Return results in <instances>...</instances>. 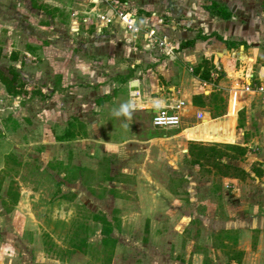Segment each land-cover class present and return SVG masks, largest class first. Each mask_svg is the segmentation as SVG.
Segmentation results:
<instances>
[{
  "label": "crops",
  "instance_id": "obj_1",
  "mask_svg": "<svg viewBox=\"0 0 264 264\" xmlns=\"http://www.w3.org/2000/svg\"><path fill=\"white\" fill-rule=\"evenodd\" d=\"M20 1L28 3L30 12L21 22L17 21L20 18L14 22L4 17L9 24L2 29L6 33L0 44L3 47L0 69L6 74L14 69L25 88L30 90L28 96H21L29 99L26 105L35 113L33 118H26L29 127L46 130L49 135L63 130L46 149L54 152V148H60L59 167L62 169L61 180L65 183L62 184L63 193L64 186L71 182L76 187L85 184L93 192L95 187L97 189L91 182L83 180V174L68 173L65 164L71 159L75 157V161L80 162L86 158L95 162L96 165L91 163L90 166L77 164L95 171L107 160L109 175L103 177L105 182L114 185H104V192L99 186L101 191L96 194H103L102 199L109 195L116 202L122 201L127 208L131 200L124 199L123 194H137L138 199L135 201V197L131 203V213L137 215L136 218L145 210L152 211L147 214V220L159 216L157 201L152 197L155 188L172 194L176 190H169L155 172L140 165L129 179H122L119 175L124 171L117 163L163 159V141L174 140L179 145L197 142L190 140L191 127L203 124L201 120L205 114L211 119L224 117L226 114L217 113H220L222 101L228 104L237 83L255 86L264 81V3L261 0H204L194 11H187L183 5L176 7L179 5L174 3L169 12L173 16L171 20L164 15L167 7L162 3L129 0L142 16H149L155 10L166 17V24L159 29L175 41L178 48L174 57L166 55L157 46L146 47L142 38L133 43L131 34L118 23L107 26L96 19L85 22L95 6L92 0H74L65 5L60 0ZM212 2H218L226 12H231V16L224 18L210 13L206 5ZM14 3L19 4L17 0ZM65 8L69 9L67 17L65 10L62 11ZM103 9L106 5L99 6V10ZM10 10L19 17L20 11L23 12L22 7L14 6L7 12L9 17L12 16L8 14ZM90 16L94 18L93 14ZM68 33L73 37L57 40ZM82 36L88 41L79 47L75 39ZM204 60L208 62V78L202 77ZM135 92L138 95H134ZM211 93L214 97H210ZM201 94L208 97L201 99L203 105H196L193 97ZM239 96L242 106L237 112L235 129L239 145L249 149V154L245 155L248 159L241 165L248 172L249 161L264 162L258 155L250 153L256 146L259 151L264 146V104L258 93L240 92ZM179 100L185 101L181 125L162 129V136L157 132L149 135L148 128L151 127L153 132L156 127L152 122L153 114ZM129 101L136 105L131 118L112 114L113 109ZM198 113L203 117L199 118ZM239 113L244 120L242 132H238ZM16 126L14 128L18 129ZM1 127L7 129L3 123ZM89 154L93 157H87ZM261 154L264 155V148ZM196 155L202 162L211 161L215 151L200 147ZM253 174L256 180H244L248 174L239 176L226 171L221 172V177L236 181L232 192H241L245 188L251 194L264 193V174L261 177ZM24 188L33 192L29 187ZM148 195L152 198L150 202ZM221 223V228H226L225 237L233 239L232 242L225 241L231 244L225 245L231 248L227 250L231 260L228 263L264 264V205L254 207L248 218L242 213L235 220ZM219 251L222 253V248Z\"/></svg>",
  "mask_w": 264,
  "mask_h": 264
},
{
  "label": "rangeland",
  "instance_id": "obj_2",
  "mask_svg": "<svg viewBox=\"0 0 264 264\" xmlns=\"http://www.w3.org/2000/svg\"><path fill=\"white\" fill-rule=\"evenodd\" d=\"M14 1L0 0V31L9 24L4 17L14 22L17 18H20L18 22L24 20V17L28 18V3L17 0V4ZM60 1L65 5L72 4L74 0ZM152 1L167 7L164 15L171 20L173 16L169 12L174 3L179 5L176 7L183 5L187 11H194L204 0ZM8 5L12 9L14 6L22 7L23 12L19 13L21 17L15 16L11 10L8 14L12 16L9 17L7 12L10 8H4ZM62 11L67 17L69 9ZM56 16L57 14L52 20ZM5 33L3 30L0 35V44L4 42L2 39ZM69 36L73 37L68 33L60 35L57 40L61 37L66 40ZM75 41L81 47L88 40L82 36ZM2 52L1 46L0 56ZM23 98L10 96L0 81V264H230V253L227 250L231 248L225 245L231 244L225 243L228 238L225 237L226 228L220 226L221 221L235 220L242 213L244 218H248L254 207L262 208L264 205V193L251 194L245 188L241 192H232L236 181L221 177L222 171L239 176L243 174L238 169L220 165L222 162L246 171L241 165L248 157H241L238 151L224 145H239L235 126L237 111L242 106L240 96L238 104L233 103V100L230 102L231 98L228 99V104L222 101L220 113L217 114H226L224 117L211 119L205 114L201 120L203 124L191 127L193 134L190 140H198L197 142L189 141L179 145L174 140L163 141V159L158 158L156 162L117 163L124 171L119 175L122 179H129L140 165L141 168L155 172L169 190H176L172 194L163 192L164 189H154L152 197L157 201L155 204L160 214L149 220L146 217L147 214H152L150 210L143 211L142 216L137 218V215L131 213V203L135 197V201L138 199L137 194H123L124 199L131 200L127 203L130 204L128 208L122 205V201L116 202L109 195L102 199L103 194H96L101 190L104 192L106 185H114L105 182L103 177L109 175L110 163L107 160L101 162L100 168L95 171L88 169V166H77L81 163L90 166L95 162L86 158H82L84 160L80 162H76L75 157L71 159L65 164L68 173L83 174V180L91 182L97 189L95 187L93 192L85 184L76 187V184L69 181L71 183L64 186L63 193L62 184L65 183L60 174V148H54V152L51 149L46 151L49 143L56 141L60 135L57 133H62L63 130L49 135L46 130L30 128L26 118H33L35 113L26 105L29 99ZM2 123L7 127L6 130L1 127ZM16 125L19 126L18 129L14 128ZM202 127L210 129L203 131ZM153 129L152 132L149 127L147 133L164 134L161 132L164 128ZM238 132H242V129L239 128ZM200 147L211 148L215 151V157L211 161H200L196 155ZM256 147L250 153L264 160V155L261 154L264 146L260 151ZM246 148L249 154V149ZM230 155L238 158L231 159ZM89 156L90 154L87 155ZM221 157H225L223 161L220 160ZM263 164L260 161H249V171L245 173L249 176L244 180H256L252 173L263 176ZM24 187L31 188L33 192ZM11 190L19 192L17 202L14 201ZM148 196L150 202L152 198L151 195ZM94 214L106 215L118 226L113 232L117 239L113 249L112 246L102 244V223L95 220ZM228 241L232 242L233 239ZM219 248H222V253ZM207 255L209 258H206Z\"/></svg>",
  "mask_w": 264,
  "mask_h": 264
},
{
  "label": "built area",
  "instance_id": "obj_3",
  "mask_svg": "<svg viewBox=\"0 0 264 264\" xmlns=\"http://www.w3.org/2000/svg\"><path fill=\"white\" fill-rule=\"evenodd\" d=\"M92 2L95 6L89 11V17L85 19V22L96 19L107 26L118 23L120 27L131 34L133 43L142 38L146 47L157 46L166 55L176 56L178 47L175 41L159 29V26L166 24V17L162 13L154 10L149 16H142L129 0H92ZM100 5H106V9L99 10ZM90 14H93L94 18ZM240 92L258 93L264 104V81L255 86L252 83L239 84L234 89L230 102L233 100V103L238 104ZM134 95H138V92H135ZM184 106L185 101L179 100L159 108L152 117L154 126L161 128L179 127L182 123ZM198 117L202 118L203 114L198 113Z\"/></svg>",
  "mask_w": 264,
  "mask_h": 264
},
{
  "label": "trees",
  "instance_id": "obj_4",
  "mask_svg": "<svg viewBox=\"0 0 264 264\" xmlns=\"http://www.w3.org/2000/svg\"><path fill=\"white\" fill-rule=\"evenodd\" d=\"M206 9L210 12V13H214V14H218L224 18H227L229 16H231V12L229 11H225V8L223 6H221L218 2H212L210 5H206ZM192 43V42H191ZM204 69H203V73H205L204 75L202 74L203 78H208L207 74L209 73L208 68V62L206 60H204ZM10 74H6L5 72H3L0 69V81L4 84L7 92L12 95V96H28L30 93V90H27L25 88V84L19 80V76L18 74L14 71V69H10ZM216 95V94H215ZM208 96L205 95H196L193 97V102L196 105H203L201 99L202 98H206ZM210 97H214V93H211ZM243 118L241 113L239 114V124H238V128H243L244 127V123H243ZM63 137V136H61ZM66 137V136H65ZM225 146L229 147V148H233L235 149V151H238L240 153V156L243 157L247 154V148L241 145H236V144H231V143H226L224 144ZM226 154V153H225ZM224 155V154H223ZM232 157L230 158H238V156L236 157V155H230ZM220 164H225L224 166L228 167V168H233V169H238L240 171H242L244 174L246 173V171L241 168V167H236L235 165L229 164V163H220ZM10 192V191H9ZM11 192H13L11 190ZM13 197H14V201L17 202L18 201V197H19V192H13L12 193ZM16 204V203H14ZM10 209V207H9ZM94 218L97 221H100L102 223L101 225V233L103 234V239H102V244L104 246H112V249L114 248L115 244L117 243V239L113 236V232H114V227L116 226V224L114 223V221H111L108 219V217L106 215H101V214H94ZM111 239V240H108ZM87 243V241L85 242ZM242 253V252H241ZM36 264H45V263H36Z\"/></svg>",
  "mask_w": 264,
  "mask_h": 264
},
{
  "label": "clouds",
  "instance_id": "obj_5",
  "mask_svg": "<svg viewBox=\"0 0 264 264\" xmlns=\"http://www.w3.org/2000/svg\"><path fill=\"white\" fill-rule=\"evenodd\" d=\"M135 103L133 101L121 104L118 108L113 109L112 114L116 117L124 116L126 118H131L132 112L135 110Z\"/></svg>",
  "mask_w": 264,
  "mask_h": 264
}]
</instances>
